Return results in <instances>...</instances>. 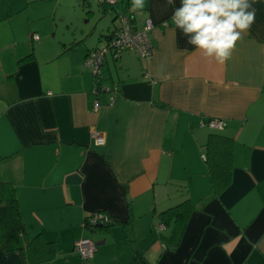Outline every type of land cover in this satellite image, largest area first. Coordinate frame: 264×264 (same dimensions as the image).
I'll return each mask as SVG.
<instances>
[{"label":"crops","instance_id":"crops-1","mask_svg":"<svg viewBox=\"0 0 264 264\" xmlns=\"http://www.w3.org/2000/svg\"><path fill=\"white\" fill-rule=\"evenodd\" d=\"M52 1L0 0V182L15 188L27 237L57 245L40 264H135L133 241L148 264H264V0L226 66L175 28L181 0H145L144 14L132 0L114 10L83 0L91 18L79 38L32 41L36 20L55 15ZM121 9L136 26L152 21L151 59L108 55L96 91L84 61ZM22 12L26 23L15 25ZM207 119L226 128L200 126ZM212 133L234 140L233 169L228 188L207 200ZM186 199L195 206L189 220L160 230L158 214ZM96 212L115 224L89 228ZM81 239L99 243L87 261L74 249ZM0 264L26 263L0 246Z\"/></svg>","mask_w":264,"mask_h":264},{"label":"trees","instance_id":"trees-1","mask_svg":"<svg viewBox=\"0 0 264 264\" xmlns=\"http://www.w3.org/2000/svg\"><path fill=\"white\" fill-rule=\"evenodd\" d=\"M101 5L107 6L102 3ZM112 10H114V7ZM122 12L127 13V10H119V13ZM114 14L115 20L118 13L116 12ZM117 30L118 26L110 34L106 35L102 41L109 39ZM32 56V54H29L24 60H30ZM101 75H93L96 91L102 90L99 83ZM205 148V163L211 186V195L207 200H211L218 198L231 183L234 140L228 136L212 133L208 137ZM202 203H205V201H202ZM194 210L195 206L189 199H186L160 212L158 218L164 227L169 226L175 221L186 223ZM114 224L113 221H110V223L91 229L106 231ZM122 225L125 226L126 224L123 223ZM0 246L5 253L20 252L26 264H40L52 261L57 253L56 243L46 241L42 234H37L32 238L27 237L15 188L7 182H0ZM132 248V261L135 264H148L145 258V252L134 241L132 242Z\"/></svg>","mask_w":264,"mask_h":264},{"label":"clouds","instance_id":"clouds-1","mask_svg":"<svg viewBox=\"0 0 264 264\" xmlns=\"http://www.w3.org/2000/svg\"><path fill=\"white\" fill-rule=\"evenodd\" d=\"M168 6L173 0H166ZM255 0H181L172 15L175 28L209 62L226 66L237 41L255 22ZM145 0H132V11L144 14ZM165 79L171 78L167 74Z\"/></svg>","mask_w":264,"mask_h":264},{"label":"built area","instance_id":"built-area-1","mask_svg":"<svg viewBox=\"0 0 264 264\" xmlns=\"http://www.w3.org/2000/svg\"><path fill=\"white\" fill-rule=\"evenodd\" d=\"M99 2L107 6H115L118 0H99ZM117 13L118 30L109 39H104L100 47L90 50L85 58L84 65L92 71L93 75H101L103 63L108 55L117 57L123 52H134L146 61L151 59L154 48L150 38V32L154 28L152 21L146 18L141 26H136L131 14L119 13V11ZM38 40L37 35H32V41ZM200 126L219 132L226 128V123L219 119H207L201 121ZM94 138L97 145L104 144V138L101 135L96 133ZM203 159L205 160V156ZM110 221L111 219L107 214L96 212L87 218L85 224L94 228L110 223ZM163 229L164 226L160 225V230ZM74 249L82 260L87 261L96 252L97 247L90 239H81L74 243Z\"/></svg>","mask_w":264,"mask_h":264},{"label":"rangeland","instance_id":"rangeland-1","mask_svg":"<svg viewBox=\"0 0 264 264\" xmlns=\"http://www.w3.org/2000/svg\"><path fill=\"white\" fill-rule=\"evenodd\" d=\"M82 1L83 0H53L51 2V10L56 8L55 15L52 14L47 18L36 20L37 23L33 27H37V33L33 35H37L39 40L41 39V42L45 41L47 43H55L63 38H79L80 30L86 25L87 18H91V16L88 17L85 10H82ZM91 1L95 2L93 7L97 10V2L95 0ZM14 2L18 7V0H14ZM99 16H97L95 21ZM110 17L111 16H108L107 20L110 21ZM23 23H26V16L22 12V14L16 18L15 25L22 26Z\"/></svg>","mask_w":264,"mask_h":264},{"label":"water","instance_id":"water-1","mask_svg":"<svg viewBox=\"0 0 264 264\" xmlns=\"http://www.w3.org/2000/svg\"><path fill=\"white\" fill-rule=\"evenodd\" d=\"M95 244H96V246L99 245V243H95Z\"/></svg>","mask_w":264,"mask_h":264}]
</instances>
